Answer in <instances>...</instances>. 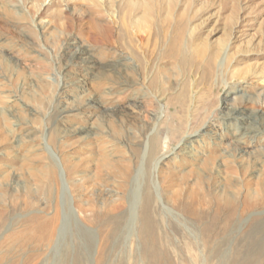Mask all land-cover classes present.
Masks as SVG:
<instances>
[{
	"label": "rangeland",
	"instance_id": "374dc122",
	"mask_svg": "<svg viewBox=\"0 0 264 264\" xmlns=\"http://www.w3.org/2000/svg\"><path fill=\"white\" fill-rule=\"evenodd\" d=\"M125 1L143 0H0V264H264V205L242 214L264 203V167L256 178L224 158L239 145L224 114L264 118V0H162L188 22L184 49L172 24L134 81ZM91 20L112 22V37ZM206 44L213 61L189 60ZM239 146L264 158V130ZM208 158L236 188L219 192ZM229 199L231 221L210 225Z\"/></svg>",
	"mask_w": 264,
	"mask_h": 264
},
{
	"label": "bare ground",
	"instance_id": "6f19581e",
	"mask_svg": "<svg viewBox=\"0 0 264 264\" xmlns=\"http://www.w3.org/2000/svg\"><path fill=\"white\" fill-rule=\"evenodd\" d=\"M119 8H121V11L125 12L124 19H126V20H131V19L133 20V18L141 15L140 21L138 22L139 26L137 28H135V29L132 28L133 22L131 20V22L129 21L130 23L128 22V24L125 26V30H124V31H126V33H128L129 38L131 39V44H132L131 55L133 57V59H131V60H128V59L124 60L123 59L124 60L123 63L125 64L127 72L129 74V75H127V78L130 77L134 81V79H136V77H138V72H139L138 68L141 67V69H142L147 64V62L150 61L151 53H148V51L146 49L149 48L150 46H152L153 42H155V41L159 42V44H161V41H163V39H165L167 37V29L172 24H174L173 31H174V33L176 35V39H177L174 41V46H172V47H174L175 49L176 48H180L182 50L184 49V47L181 44H176V43H180V41H182L184 38H186L184 36L185 35L184 32L186 30L185 29L186 23H188V22L185 21V23H184L182 21V22L178 23V21H175L176 22L175 23L173 21V20H175L174 18H168V14H167L168 9H167V6L164 3V1H162V0H143L142 5L140 7H138L137 9L134 8V6H130V3H126V1H125V2H122L121 4H119ZM96 13L101 18L105 17L107 15L106 12L102 11V10H96ZM90 25H91V29L96 31L97 33H100V35L108 37L109 39L112 37V32H113L112 22H109L106 25H102L97 20L96 21L91 20ZM178 32H181L180 35ZM187 38H188L189 43L193 40H194V42L192 44H194L196 42L195 37L188 36ZM138 39L140 40V42H139L140 46L139 47L135 45V43H137ZM204 45H205V43H204ZM204 45H202L200 48L196 49V50L201 51L202 54L197 53L198 56H190L189 60H191V58H195V64L197 61L199 63L201 62V59L199 60L198 58H205L206 63H210V59L213 61V57L216 54V52L213 51L214 48L212 46L210 47L208 44H206V45H208L206 47ZM191 49L192 48L186 49V50H188L187 52L189 53V55H191L193 52V50H191ZM89 54H90V51H87V50H81L80 52L78 51V53L75 54V56L73 58L74 62H76L77 60L78 61L83 60L84 56L89 55ZM137 65H139V67H137ZM207 67H210V65H208ZM116 69H118V67H116ZM96 70H97L98 77H100L101 79L107 80V78L110 77V74H108L106 72V70H103L102 67L101 68L98 67ZM119 71L122 72L121 70H119ZM114 81H115L114 78H110L108 80V82L110 84L115 83ZM241 111H242L241 107H234L231 110H229V112L224 114V118L228 119V125L233 127L234 133H237V134H235V135H237V141L236 142L239 145L241 144V142L244 140V138L248 134H256L257 132L264 130V118L262 116L261 117L255 116V117H258L257 118L258 124L256 125V122L253 121L254 120L253 118L244 117V114ZM61 113H63V112H61ZM123 116H124L123 112L122 113L118 112V111L115 112L112 110L108 114L107 117L111 118V119L112 118L121 119V118H123ZM244 120H248L250 122L251 126L249 124L247 126H245V124H243ZM201 122L202 121L200 120V118L196 115L194 124L197 126V125L201 124ZM238 122H239L240 128L238 127V124H237ZM140 128L142 130V133H144V134L148 130L147 129L148 127H145V126H141ZM96 131L97 130L89 129L87 131H83V133H86L87 135H89L90 133H94V134H96V136H100V134L98 135V132H96ZM206 135L210 136L208 131L205 132L203 137ZM251 139H253V138H251ZM16 141H17V144H19L18 147H20L22 145L20 143L23 141V139L21 140V138H19ZM239 145H237V147L235 149H233V153L226 154L224 158L226 160L231 159L233 162H239L241 168L244 170H246L247 165H248L247 162H249V165L251 166V172H252L251 176L256 175V178L261 176V174L263 173L264 158H260V157L254 158L253 154L251 153L252 148H250L252 146H250L248 148H241ZM189 147H190V145L188 146L186 144H183L180 147V149L178 150L177 154H184L183 152L189 150ZM191 153H192V150H191V152L189 151L186 154L191 155ZM163 157H165L164 160H167L168 158H170L168 156V154L163 156ZM212 160H214V159L213 158H208V160L206 159L204 164H202V168H204L203 170L207 171V173H209L210 175H214V177H216V178H208L211 182L215 181L216 179L221 180V182H219V185H220V188L218 189L219 192H221L222 194H226L229 192V190L236 188L235 182H229L228 180H226L227 178H233V177H228V176L225 177L224 176V174H223L224 173V170H223L224 166L222 164L221 165H213ZM215 161H214V163H215ZM201 172H202V170H201ZM211 172H213V173H211ZM201 175H202V173H201ZM201 175L199 174V176H197V179H198V181L202 182V181H204L205 178H201L202 177ZM234 200L235 199H229V200H226L223 203H220L217 205L216 210L214 211L213 215L210 216V225L218 223V221L221 219L222 216H223V220H222L223 224L227 225L231 221L233 214H234V211H235V207L237 205L236 201H234ZM263 205H264V203L253 204V203H249V202L245 201L243 203L242 214L245 215V213H247L248 211L253 210L255 208H258V207L263 206ZM197 215H198L199 221H203L207 217L206 213H204V212L199 213Z\"/></svg>",
	"mask_w": 264,
	"mask_h": 264
}]
</instances>
